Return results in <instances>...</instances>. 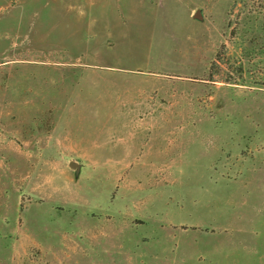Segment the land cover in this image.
Here are the masks:
<instances>
[{
	"label": "rangeland",
	"instance_id": "1",
	"mask_svg": "<svg viewBox=\"0 0 264 264\" xmlns=\"http://www.w3.org/2000/svg\"><path fill=\"white\" fill-rule=\"evenodd\" d=\"M0 264H264V0H0Z\"/></svg>",
	"mask_w": 264,
	"mask_h": 264
},
{
	"label": "water",
	"instance_id": "2",
	"mask_svg": "<svg viewBox=\"0 0 264 264\" xmlns=\"http://www.w3.org/2000/svg\"><path fill=\"white\" fill-rule=\"evenodd\" d=\"M197 15H198V13H197ZM77 163L75 162V161H71V163H70V165L72 166V167H76L77 165H76Z\"/></svg>",
	"mask_w": 264,
	"mask_h": 264
}]
</instances>
